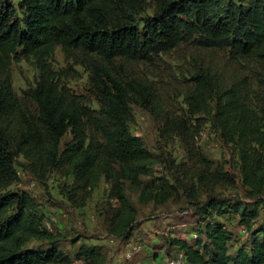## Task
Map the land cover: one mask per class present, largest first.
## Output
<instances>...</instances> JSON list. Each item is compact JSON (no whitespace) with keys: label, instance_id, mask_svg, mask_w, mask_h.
<instances>
[{"label":"rangeland","instance_id":"374dc122","mask_svg":"<svg viewBox=\"0 0 264 264\" xmlns=\"http://www.w3.org/2000/svg\"><path fill=\"white\" fill-rule=\"evenodd\" d=\"M154 7V0H142L132 15L151 14ZM51 66L57 71L64 97L84 112V148L96 161L90 177H84L74 164L75 157L65 150L75 140L70 132L48 151H16L22 131L18 121L22 116L28 120L38 116L35 102L26 93L35 85L38 69L33 57L12 59L9 71L17 113L2 117L0 126L13 143L15 178L1 182L0 192L25 190L30 195L27 213L38 232L28 236L23 246L56 249L63 255L62 259L35 264L155 263L179 250L172 238L193 242L199 236L197 229L203 226L205 211L209 221L217 218L201 208L209 195L242 201L264 199V193L246 194L239 149L222 139L214 121L216 95L235 84L247 90L264 111V85L258 81L264 63L256 56L232 57L228 48L203 47L188 40L155 55L152 62L123 55L107 62L93 52L80 48L65 52L56 46ZM98 67L122 83L150 90L149 95L131 91L126 95L131 110L129 132L143 140L150 152L148 158L125 163L108 153L103 133L107 120L92 83ZM195 97L204 104L194 112L189 100ZM214 171L227 172L234 181L211 184ZM118 185L125 203L115 195ZM259 206L262 209L263 202ZM219 218L232 233V251L247 234L237 214ZM129 243L141 246L130 256ZM85 248H94L96 255L85 257L81 254Z\"/></svg>","mask_w":264,"mask_h":264},{"label":"trees","instance_id":"16d2710c","mask_svg":"<svg viewBox=\"0 0 264 264\" xmlns=\"http://www.w3.org/2000/svg\"><path fill=\"white\" fill-rule=\"evenodd\" d=\"M142 0H0V120L17 113L9 65L12 59L33 57L38 69L35 85L26 93L38 109L36 120L22 116V131L16 140L20 151L50 150L70 132L75 139L65 147L75 157L81 174L90 177L96 156L84 148L81 122L84 112L64 97L57 71L51 66L54 49L65 52L80 48L110 62L116 56L152 62L153 57L192 40L203 47L228 48L232 57L254 55L264 63V0H154L151 14L133 17ZM92 77L99 92L107 122L103 133L108 153L130 163L150 156L143 140L128 129L131 110L126 95L150 90L122 83L106 69L97 68ZM264 85V72L258 77ZM202 88V86H199ZM202 90V89H201ZM247 90L237 84L219 90L214 121L225 142L239 149L241 181L254 197L264 193V111L258 109ZM193 111L203 109L204 101L191 98ZM13 143L0 126V183L15 178ZM77 159H80L77 161ZM231 183L234 178L223 171L210 174L211 184ZM116 197L125 203L122 187ZM30 195L25 190L0 192V264H35L62 259L56 249L23 246L27 237L38 232L27 213ZM262 200L242 201L209 195L202 209L216 214L198 227L193 242L172 238L184 251L187 264H264V207ZM11 208V211L8 209ZM239 216L247 239L229 250L232 233L219 216ZM207 215V216H206ZM85 257L96 255L94 248L81 250Z\"/></svg>","mask_w":264,"mask_h":264},{"label":"built area","instance_id":"2783aa9c","mask_svg":"<svg viewBox=\"0 0 264 264\" xmlns=\"http://www.w3.org/2000/svg\"><path fill=\"white\" fill-rule=\"evenodd\" d=\"M242 231L246 233V230L244 228L242 229ZM129 245L130 246L128 247L127 251L128 256H130L132 252L137 251L141 248V246L138 244L129 243ZM186 260V254L184 253V251L178 250L176 253L169 256H165L162 259L151 264H187Z\"/></svg>","mask_w":264,"mask_h":264},{"label":"crops","instance_id":"0c3cea01","mask_svg":"<svg viewBox=\"0 0 264 264\" xmlns=\"http://www.w3.org/2000/svg\"><path fill=\"white\" fill-rule=\"evenodd\" d=\"M162 258H163V257H161L160 259H162ZM160 259H159V260H160ZM157 261H158V259H157Z\"/></svg>","mask_w":264,"mask_h":264}]
</instances>
